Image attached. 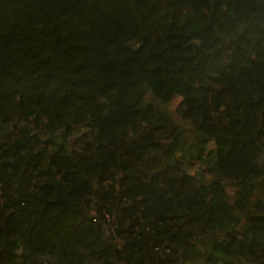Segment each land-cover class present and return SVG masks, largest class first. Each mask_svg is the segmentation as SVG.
<instances>
[{
	"label": "trees",
	"instance_id": "16d2710c",
	"mask_svg": "<svg viewBox=\"0 0 264 264\" xmlns=\"http://www.w3.org/2000/svg\"><path fill=\"white\" fill-rule=\"evenodd\" d=\"M34 118L92 139L1 132ZM217 254L264 264V0H0V264Z\"/></svg>",
	"mask_w": 264,
	"mask_h": 264
},
{
	"label": "rangeland",
	"instance_id": "374dc122",
	"mask_svg": "<svg viewBox=\"0 0 264 264\" xmlns=\"http://www.w3.org/2000/svg\"><path fill=\"white\" fill-rule=\"evenodd\" d=\"M180 101L181 98L179 96H175L167 106V111L171 114L174 122L179 124L182 128L188 129L190 126L189 123L183 120L176 111ZM44 121L46 120L44 119L43 121H36L35 118L30 121L17 120L8 126L2 127L1 132L11 133L14 131L16 135H18V129L23 128L30 131L31 133L36 134L38 139L42 141L41 143L34 144L38 148H40L47 140H56L59 142L64 141L65 147L69 152L80 150L86 139H92V130L88 124L79 123L74 125L70 133L65 138H63V131L61 129L57 128L52 132L48 131L44 125ZM30 132L29 134H31ZM28 141V144L32 145L35 139H31L30 137ZM32 147L34 148L33 145ZM153 155H155V152L149 154L150 157ZM179 156L182 160V168L188 175H191L197 181V183L209 185L218 178L217 173L212 168L215 157V145L212 141H208L205 144L202 156L200 158L196 157V155L189 156L187 152L184 154L177 153V157ZM226 190L228 193H232L231 187L227 186ZM85 264H99V262L93 259H88ZM197 264H227V262H225L224 259L217 254L216 257L211 256V259L205 261L203 260Z\"/></svg>",
	"mask_w": 264,
	"mask_h": 264
}]
</instances>
